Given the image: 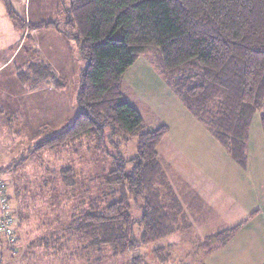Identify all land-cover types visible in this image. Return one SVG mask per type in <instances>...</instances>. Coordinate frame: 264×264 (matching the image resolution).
Listing matches in <instances>:
<instances>
[{
    "label": "trees",
    "instance_id": "1",
    "mask_svg": "<svg viewBox=\"0 0 264 264\" xmlns=\"http://www.w3.org/2000/svg\"><path fill=\"white\" fill-rule=\"evenodd\" d=\"M0 1L24 36L21 52L26 65L18 70L22 81L32 87L41 81L52 87L60 85L49 64L36 59L39 51L33 30L51 28L75 41L85 62L78 77L76 116L64 128L41 138L32 133L26 148L23 145L18 151L17 160L9 153L12 144L5 142L0 177L12 190L20 210L16 211L12 199L17 237L13 242L1 238L0 264L5 253L13 256L17 252L20 220L25 214L20 203L27 204L30 193L26 184L21 189L17 184L27 173L22 165L43 160L44 152L60 160L65 152V161L71 164L51 168L37 163L42 170L36 179L41 181L38 195L44 188L56 191L60 181L65 189L74 188L72 159L80 155L82 139L90 137L99 144L103 158L131 138H136V153L125 158L117 151L111 157L102 177L108 199L75 208L79 210L70 214L65 231L86 239L85 247L108 246L114 254H127L130 264H138L143 259L142 246L176 232L178 216L174 211L178 204L167 205L161 193L170 182L162 158L164 150H170L168 127L160 124L145 129L142 115L124 96V74L141 54L157 50L156 64L186 110L207 127L233 160L243 164L251 118L257 111L264 135V0H66L59 10L62 19L38 23H26L17 3ZM28 52L32 59H27ZM46 129L43 126L39 133L49 132ZM134 208L140 211L138 217L133 215ZM236 228L205 237L208 241L198 250L212 252L217 246L210 242H224ZM154 250L165 264L170 252L161 247Z\"/></svg>",
    "mask_w": 264,
    "mask_h": 264
},
{
    "label": "rangeland",
    "instance_id": "2",
    "mask_svg": "<svg viewBox=\"0 0 264 264\" xmlns=\"http://www.w3.org/2000/svg\"><path fill=\"white\" fill-rule=\"evenodd\" d=\"M39 1L40 0H28V3L30 2L28 12H30L29 20L31 22L38 23L43 16L50 19L53 17L62 19L63 16H61L62 13H60L59 10L63 5L67 4L66 0H46L47 4L45 7H47V10L49 9L48 11L39 10ZM55 2L58 3L56 5L58 9L57 11H51L52 7L55 6ZM18 9L20 12L23 11L22 7H18ZM52 32V29L48 30L46 37H50ZM59 38L60 37H57L56 40H59ZM40 39L41 42H43V38L39 37L38 41ZM69 41L71 42V40ZM57 43H59V41ZM58 45L50 46L48 39H46L41 45V54L44 56L45 51L49 49L48 54L51 56L53 50L57 52V47H60ZM73 45L74 56L72 61L70 57L71 51L68 50V66H71V69H69L68 76L65 79V92L61 90L62 94L57 97L55 93L48 92L45 88L43 89V87L47 85L45 82V84L37 86V89L42 91L39 95L41 99H47V95H50L47 105L51 107V109L47 111L46 116L43 115L44 118L40 119L38 117L44 113L45 109L43 107L39 108L37 101L32 102L31 107L26 106L28 109H25V112L23 110L21 111L22 113L24 112L21 118H14L10 113L5 115L4 112L5 117L8 119L3 120V114H0V119H2L0 120V133L1 130H4L9 135L7 139L10 140L12 137L17 139L20 149L21 146L23 147L24 145L22 144L23 141L25 143L24 148H26L30 142L29 139L32 137V134H29L31 132L29 129L33 131L36 129L33 127L32 122L34 124H46L45 121H47V126H44L47 129L49 128V132H42V134L36 132L35 138H41L48 133L54 132L56 129L64 128V126L76 116L75 114L78 110V105L76 103V90L79 83L78 77L85 62L78 54V45L75 41H73ZM159 55L160 54L156 50L147 51L145 54H141L137 57L124 74L125 80L123 90L125 98L130 101L142 115L145 129L156 128L160 126V124L169 126L168 133L170 134V138H173V143L176 146H174L176 148L175 151L179 153V155H173L175 151L172 152L171 149H165L163 152L162 158H164V162H166L165 168L170 177V182H168L169 187L161 188V193L164 194V200L167 205H171L173 202L175 204V201H177L178 208L174 211V214L178 216L176 226L180 227V230L165 236L163 239H158L146 246H142L140 252L143 259L142 261H138V264H143V262L144 264H164L160 263L158 252L154 250V248L157 247L164 248L165 251L170 252L169 259L165 264H199V261L202 262L201 260L203 259L201 258L200 260L202 252L199 254L197 252L198 247L195 248V245L200 243L201 237L206 231L209 232L210 229L213 228L211 226L214 224V220L208 219L213 214L209 215V213L221 210L220 213L222 214V212H225L222 211L224 208H229L232 214L234 211V206L232 207L227 200L222 198V193H225V197L230 199L233 198L232 193L236 190L235 187L231 186L232 184L226 186L223 177L231 174L233 178L238 177L243 179L240 175L243 174L244 170L248 175L252 169H245V166L236 164L235 160L230 158L227 153L225 154L226 151H224L225 149L222 144L218 143L212 135L208 133L205 125L193 117L189 110H186L180 99H178L175 89L171 85H168L159 66L156 64ZM30 56L31 54L28 52L27 59L30 58ZM23 71L25 72V70ZM32 89L33 87L27 81L26 92L28 95H30V90ZM60 99L62 102L64 101L65 104L61 107L56 104ZM25 113H27V115ZM251 119L249 131L251 139L256 141L258 132H262L259 111L253 113ZM56 121L63 122L57 125L55 124ZM3 122L4 126H1ZM22 123L24 125L26 124L27 127L24 126V128L27 131L17 133ZM53 124L54 127H52ZM200 127L203 128L206 133H204L203 136H198L199 143L206 145V153L210 156V160H216L221 156L220 154H222L229 163L226 168L221 169L222 171L219 173H217L215 167H209L210 176L215 178V181H218L217 179L220 178L222 179L216 183L224 192L221 190V193L218 192L220 194H216V196H214V191L212 188H209V186L199 189L197 183L192 182L193 173L190 171L187 160L189 158H195L197 154V150H193L189 145V143L195 144L190 141L195 138V136H192L191 133L189 136L186 133L183 135L179 133L183 128L195 132L196 129ZM7 139L0 138V154L5 153V148L7 146L5 141ZM32 141L35 140L32 139ZM75 147H77V145ZM17 149V145L14 144L9 152L12 158L16 160L20 157L19 150ZM78 150L82 156L79 155L72 159L76 170V185L74 188L69 186V188L65 189L61 186L63 183L60 181L58 182L59 184L57 183L58 187L56 191L53 190V192L49 191L48 188H44L41 190V194L38 195L39 187L37 186L41 181L36 179L39 177L38 174H42V170L37 168V163H45L51 168H58L66 163L71 164L70 161H65V152L61 153L60 156L63 155V157H60V160L55 159L51 153L44 152L42 153L43 160L33 159V161L31 160L27 165H22L27 173L23 175L20 182L16 183L19 184L20 189L26 184L27 187H29L30 193L26 195L27 204H23L24 201L20 203V206L24 205L21 211L25 214L20 220L22 224L19 230L20 238L16 244L17 252H15L13 256L5 253L3 264H130L127 254H114L113 249L108 246H101L102 248L97 246L85 247L84 245L88 244L86 243V239H79L78 236L72 232L69 233L65 230L70 223V214L79 210L75 208H85L89 206L90 202H100L105 198L108 199L109 195L105 193L108 189L102 184V177L105 173L104 170L111 162V157H114L117 151L125 158L135 155L136 138L123 141L119 149L114 147L108 157L104 155L107 158H103L99 144L91 137L83 138L78 146ZM165 152L167 153L165 154ZM168 157L172 158L169 162H167ZM6 177L8 178V176ZM249 181L251 180L244 177L243 187H240L241 192H247V194H249L254 191V189L247 184ZM257 183L258 182H256V184ZM34 185L36 187H34ZM31 189L33 190L32 195H30ZM64 192L65 194L62 195L61 193ZM10 195L11 200H14L15 208H17V203L13 198L14 194L11 189ZM245 199L246 198H242L241 200ZM179 209L180 211H178ZM19 210L20 207L16 209L18 213ZM133 211L135 217L140 215V211L137 208H134ZM201 214L204 215V217H202ZM198 220L202 223H198ZM226 221H228V219H226ZM215 222L218 223V216L215 218ZM203 230H205L204 233Z\"/></svg>",
    "mask_w": 264,
    "mask_h": 264
},
{
    "label": "crops",
    "instance_id": "3",
    "mask_svg": "<svg viewBox=\"0 0 264 264\" xmlns=\"http://www.w3.org/2000/svg\"><path fill=\"white\" fill-rule=\"evenodd\" d=\"M14 4L18 5V7H22L23 11L21 12L23 16L25 17L26 23L30 22V12H28L30 8V2L28 3V0H11ZM47 4L46 0H40L39 1V10L40 11H48L47 7H45ZM58 3L55 2V6L52 7L51 11H57V5ZM50 8V7H49ZM54 18V17H53ZM50 18H47L43 16L41 20H49ZM40 20V21H41ZM39 22V21H38ZM51 29V28H50ZM50 29H39V30H33L31 31V35L34 39V45L37 47L39 51V57L36 58L37 60H44L46 61L50 69H52L55 72V76L57 78V81L60 83V85L56 87H52L50 84L46 83L47 85L43 87L48 92L55 93V96L59 97L62 92L64 91V84L66 82V78L69 73V69H71V66H68V50L71 51V61L74 56V45L73 41H69L70 39L65 37L64 35L59 34L54 29L50 37L47 36V32ZM46 30V31H42ZM42 37L43 42L48 39V42L50 43V46H60L57 47V52L53 50L52 55L50 56L48 54V50L45 51V55L43 56L42 53V44L41 39L38 41V38ZM57 37H60L59 40H56ZM24 36H21V34L17 31L16 27L12 23L11 19L6 13L5 6L3 1H0V106L2 107V111L0 114H3V120H7L8 118L5 117L7 113H10L11 116L14 118H21V115L24 114L26 111L25 109H28V107H31V103L34 101L38 102L39 108H44V113L39 115L38 117L40 119L44 118L43 115L46 116V113L51 107L47 105L48 102V96L47 99H41L39 96L42 91L37 89V86H41L44 83V81H41L37 83L35 87H33L32 90H30V95L26 92V84L27 82H24L21 80V76L18 70L23 68L26 65V61L23 58V52H21V46L23 43ZM59 41V43H57ZM72 45V46H71ZM32 59V57L28 58ZM43 82V83H42ZM53 83L52 81H49ZM30 83V82H29ZM65 92V91H64ZM66 99V98H65ZM63 103V104H62ZM57 106L65 105L64 101L60 99L58 103H56ZM30 105V106H29ZM28 106V107H26ZM24 111L23 113L21 111ZM5 112V115H4ZM27 115V113H25ZM1 118V116H0ZM0 119V120H2ZM44 122V121H43ZM63 121H56L55 124L59 125ZM44 123H37L34 124L32 122V125L35 129V131H31L29 134L40 132L43 129V126H47V121ZM40 124V125H38ZM29 125V122H28ZM38 125V126H37ZM261 125V124H260ZM1 126H4V122ZM27 127L26 124L20 125L18 132L23 133L27 131L25 128ZM37 126V127H35ZM42 127V128H41ZM54 127V124L52 125ZM168 132H169V126ZM207 128V127H206ZM208 130V129H207ZM262 130V128H261ZM19 133V134H20ZM181 135L186 133L188 136L191 133L192 136H195L191 142H194L195 144L189 143L190 147L194 150H197V154L195 158H189L187 160V163L189 164L190 171L193 173V181L196 182L199 189H203V187L212 188L214 191V196L219 195L221 190L224 192L222 188H220L216 182H219L220 179H217L218 181H215V178H212L210 176L209 167H215L217 169V173L222 171L221 169L226 168V166L229 164L227 160H225L224 155L220 154L218 159L216 160H210V156L206 153V145L203 143H199L198 136H203L206 131L203 128H197L196 131H192L186 128H183L179 132ZM208 133L209 130H208ZM168 134L170 149L172 152L176 150V146L173 143V138H170V134ZM212 135V133H210ZM9 135L4 130H1L0 138L7 139ZM214 138V136L212 135ZM202 139V137H201ZM215 139V138H214ZM6 142V141H5ZM7 142L10 144L17 145V150H20V145L17 143V139L12 137V139H7ZM247 159L246 162L243 164H240L236 161V164L245 166V169H252L250 173L247 175L245 170L243 174L240 175L241 178L238 177H231V174L228 176L223 177L224 182L226 186L231 185L232 187H235V192H233V198H226L225 193H222V198L227 200V202L230 203V205L234 206L233 214L230 213L229 208H224L222 211V214L220 211L209 213L213 214L208 219L214 220V224L211 226L213 228L210 229L209 232L206 231L204 235H202V239L200 240V243L198 245H195V248H200V246H204L205 244V237L211 236L213 233L222 230V229H229L234 226H237L234 233L224 242L219 243L220 241L216 239V241H211L210 245H216V248H213L212 252L205 253L203 251H197L199 254L202 252V255L200 257L203 258L199 264H264V135L263 130L262 132H258L257 140L253 141L251 139V134H249V138L247 141ZM22 144L25 145L24 141ZM21 144V145H22ZM175 146V147H174ZM24 147V146H23ZM22 149V146H21ZM226 151V150H224ZM167 152H165L166 154ZM179 155L176 151L173 155ZM226 154V152H225ZM228 155V154H227ZM172 157V156H171ZM231 158V157H230ZM172 159L170 157L167 158V162ZM232 161V160H230ZM244 177L247 178L250 185L254 191L247 194V192H241L240 187H243ZM233 182V183H232ZM235 182V183H234ZM256 182H258L256 184ZM256 184V185H255ZM220 192V193H218ZM232 192V191H231ZM10 193V190H9ZM11 197V195H10ZM246 198L245 200L241 199ZM202 215V214H201ZM218 216V223L215 222V218ZM204 217V215H202ZM228 219V221H226ZM204 220V219H203ZM198 223H202L200 220H198ZM216 223V224H215ZM199 224V225H200ZM200 227V226H199ZM180 230V227L176 231ZM205 230H203V233ZM176 233V232H174ZM208 241V240H207Z\"/></svg>",
    "mask_w": 264,
    "mask_h": 264
},
{
    "label": "built area",
    "instance_id": "4",
    "mask_svg": "<svg viewBox=\"0 0 264 264\" xmlns=\"http://www.w3.org/2000/svg\"><path fill=\"white\" fill-rule=\"evenodd\" d=\"M17 218L12 200H10L9 188L5 180L0 177V240L5 238L8 242H13L17 237L15 227Z\"/></svg>",
    "mask_w": 264,
    "mask_h": 264
}]
</instances>
